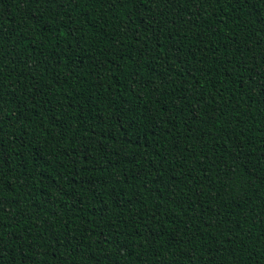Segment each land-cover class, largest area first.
I'll list each match as a JSON object with an SVG mask.
<instances>
[{
  "label": "trees",
  "instance_id": "1",
  "mask_svg": "<svg viewBox=\"0 0 264 264\" xmlns=\"http://www.w3.org/2000/svg\"><path fill=\"white\" fill-rule=\"evenodd\" d=\"M0 264H264V0H0Z\"/></svg>",
  "mask_w": 264,
  "mask_h": 264
}]
</instances>
